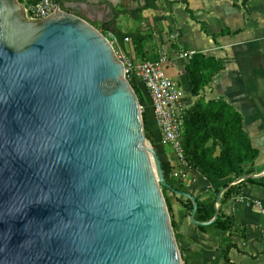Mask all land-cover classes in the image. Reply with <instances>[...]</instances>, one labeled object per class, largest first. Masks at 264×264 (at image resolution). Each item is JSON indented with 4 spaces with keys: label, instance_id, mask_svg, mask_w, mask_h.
I'll return each instance as SVG.
<instances>
[{
    "label": "water",
    "instance_id": "95a60500",
    "mask_svg": "<svg viewBox=\"0 0 264 264\" xmlns=\"http://www.w3.org/2000/svg\"><path fill=\"white\" fill-rule=\"evenodd\" d=\"M68 4L38 21L0 0V264H184L163 187L209 227L224 194L261 175L223 187L197 221V198L168 184L146 140L122 59Z\"/></svg>",
    "mask_w": 264,
    "mask_h": 264
},
{
    "label": "crops",
    "instance_id": "0c3cea01",
    "mask_svg": "<svg viewBox=\"0 0 264 264\" xmlns=\"http://www.w3.org/2000/svg\"><path fill=\"white\" fill-rule=\"evenodd\" d=\"M66 1L69 12L100 30L113 19L108 7L115 5L114 10L122 13L116 19L118 29L144 37L118 42L117 48L133 63L156 61L161 52H166L170 57L166 73L183 87L182 103L187 110L193 107L196 98L192 97L186 78L189 60L182 58L181 53L193 50L221 59L225 69L205 87L201 97L224 100L243 115L245 129L260 151L254 175L264 178V0H158L155 7L141 12L139 20L127 13L144 7L145 0H88L91 6L99 7L101 16L81 5L84 0ZM202 23L209 34L216 35V40L203 31ZM106 35L115 37L110 32ZM136 85L141 99L149 102L143 83L136 80ZM148 120L150 124L155 123L153 115ZM163 149L162 162L168 168V178L173 180L174 187L193 194L211 209L226 180L210 184L199 171L179 163L172 150ZM170 200L174 232L185 264H220L226 249L216 241L220 232L216 229L208 233L200 231L191 223L187 208L177 196L173 195ZM257 202L264 209V179L259 184H246L222 205L223 216L230 219L233 226L234 248L230 258L234 264H264V218Z\"/></svg>",
    "mask_w": 264,
    "mask_h": 264
},
{
    "label": "trees",
    "instance_id": "16d2710c",
    "mask_svg": "<svg viewBox=\"0 0 264 264\" xmlns=\"http://www.w3.org/2000/svg\"><path fill=\"white\" fill-rule=\"evenodd\" d=\"M25 5H33L41 0H19ZM57 3L61 0H56ZM158 0H145V6L137 11L129 14L136 20L140 19V14L143 10L153 8ZM113 19L102 25V33L106 35L107 32L112 33L118 42L122 43L127 39H137L140 35L125 34L118 29L116 19L119 17L120 12H113ZM203 31L209 34L207 26L202 23ZM216 40V35H211ZM144 39V37H141ZM225 69L221 59L215 57H207L204 54L197 53L194 55L186 66V78L189 84L190 92L196 102L185 115V128H184V149L186 153V162L188 166L199 171L201 175L210 184L218 183L221 181L229 180L235 181L243 176L255 174V163L259 158L260 151L255 146L253 138L246 131L243 115L231 104L224 100H206L201 97L202 91L211 84L215 77ZM137 87L136 81L133 83ZM135 89V88H134ZM139 101L145 108V103H148L147 116L146 110L143 112V121L145 128V136L150 138V143L154 145L158 155L164 159V147L160 144V135L156 124L149 123V116H154L151 101H144L139 96L135 89ZM165 176L169 185L174 187L173 180L168 178V168L162 162ZM264 178L250 179L244 181L237 186L229 189L222 198V205L226 200L236 191H240L246 184H259ZM229 182V183H230ZM227 183L225 187L228 186ZM176 188V187H174ZM177 190L184 191L183 189L176 188ZM169 191L167 187H163V194ZM220 190L217 192L214 204L218 197ZM166 197V195H165ZM179 201L188 210L191 215L193 204L191 200L184 197H177ZM199 209L196 215V220L200 222H207L215 216V206L208 209L197 198ZM169 213L172 208L167 200ZM174 228V222H172ZM204 233H208L212 229L220 232L216 241L226 246L223 255V261L220 264H234L231 261L230 253L234 248L233 241V226L231 220L225 218L222 213L219 220L209 227H198ZM177 238V237H176Z\"/></svg>",
    "mask_w": 264,
    "mask_h": 264
},
{
    "label": "built area",
    "instance_id": "2783aa9c",
    "mask_svg": "<svg viewBox=\"0 0 264 264\" xmlns=\"http://www.w3.org/2000/svg\"><path fill=\"white\" fill-rule=\"evenodd\" d=\"M24 6L28 14L38 21L46 19L58 9L56 0H41L36 4H24ZM108 39L110 42L112 41L113 47L116 44L114 50L124 63L128 80L133 81V83L136 80L142 82L148 92L160 135V144L165 149L172 150L179 163L188 165L183 143L185 115L188 111L182 103L185 91L165 71V66L170 62V57L166 52H161L156 61L133 63L117 48L118 40L116 37H108ZM196 54L197 52L193 50L184 51L181 53V57L190 60ZM257 205L262 209L264 218V209L261 203L257 202Z\"/></svg>",
    "mask_w": 264,
    "mask_h": 264
},
{
    "label": "rangeland",
    "instance_id": "374dc122",
    "mask_svg": "<svg viewBox=\"0 0 264 264\" xmlns=\"http://www.w3.org/2000/svg\"><path fill=\"white\" fill-rule=\"evenodd\" d=\"M97 29H98V28H97ZM98 30L101 31L102 29H101V30L98 29ZM101 32H102V31H101ZM111 42H112V41H111ZM114 47L116 48V44H114ZM165 71L167 72L166 66H165ZM179 77L182 78L183 76L180 74ZM183 79H186V78H183ZM179 82L181 83L182 80H180ZM176 83H177V82H176ZM179 85H181V84H179ZM134 88L138 91V88H137L136 86H134ZM182 89H183V87H182ZM148 106H149L148 103H147V104L145 103V108H144V110H146V112H145V116H147ZM146 140H147L148 143L151 142V141H150V138H147V137H146ZM152 147H154L153 143H152ZM167 151H170V152H171V150L168 149V148H167ZM171 156H172V153H171ZM171 161H172V162H176V159H171ZM182 169H183L184 171H186V168H185L184 166H183ZM180 176H181L182 180L179 179ZM180 176H177V178L182 182V181H183V177H182V175H180ZM229 181H230V180H226L225 183H229ZM178 188H179V187H178ZM165 195H166V198H167V200H168V203L170 204V201H171V200H170V197H172L174 194H173L171 191H167V192L165 193ZM170 206H171V204H170ZM172 214H173V212L171 211V213H170L171 221L174 222V221H173V216H172ZM174 228H175V226H174ZM174 228H173V229H174ZM176 239H177V238H176ZM180 252H181V251H180ZM181 255H182V254H181ZM182 258H183V257H182ZM183 261H184V259H183ZM184 264H185V261H184Z\"/></svg>",
    "mask_w": 264,
    "mask_h": 264
}]
</instances>
